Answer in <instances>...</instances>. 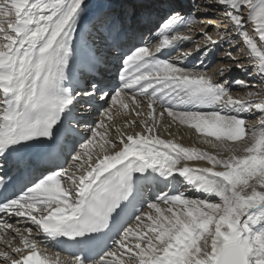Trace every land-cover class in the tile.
Segmentation results:
<instances>
[{"label": "snow or ice", "instance_id": "1", "mask_svg": "<svg viewBox=\"0 0 264 264\" xmlns=\"http://www.w3.org/2000/svg\"><path fill=\"white\" fill-rule=\"evenodd\" d=\"M144 7L0 0L2 264H264V0H204V16L222 15L224 28L170 9L154 50L142 34L133 42ZM196 22L204 46L179 51ZM216 48L231 63L212 74L203 59L188 63ZM234 71L259 83L227 79ZM233 88L257 90L234 98ZM96 100L108 107L93 126ZM124 114L144 131L110 135L105 121ZM256 114L249 128L245 117ZM165 118L217 151L162 138ZM161 185L169 190L146 197Z\"/></svg>", "mask_w": 264, "mask_h": 264}, {"label": "bare ground", "instance_id": "2", "mask_svg": "<svg viewBox=\"0 0 264 264\" xmlns=\"http://www.w3.org/2000/svg\"><path fill=\"white\" fill-rule=\"evenodd\" d=\"M103 3H108V2H119V0H90L87 2L89 4V7L92 8L93 10L96 8L97 5H100ZM138 2L143 3L145 7L143 8V11L147 15L145 17V20L143 23L139 24L136 26V39L135 41L139 40V37L141 34H146L144 35L146 39H149L150 43L149 46L154 50L156 44L159 42V37L155 36L154 33L157 31V23L162 22V18L164 17L165 13H167L170 9H174L175 11H178L182 14H194L195 17L198 18L199 21H204L207 22L208 20H211L212 23L220 25L221 28H224L227 26V24L223 21L222 15H216V16H211V17H205L203 12L200 10L201 6L204 2V0H196V7L194 8V11L191 10V6L194 3V0H138ZM213 12L216 13H223V9L221 8H213ZM204 24L200 22H196L193 25H190L188 28L183 29L182 34L183 35H188L192 38L191 43H185L179 51L181 52H189L192 51L194 52L197 44H199L201 47L204 46L205 44V37L203 35H198V33L203 29ZM212 30V31H211ZM248 30L250 34H253V26L249 25ZM208 33L213 37V39H217L218 35L222 33H218L215 28H209ZM175 34V33H173ZM190 44H192L190 47H188ZM227 47V46H225ZM176 53L173 52L172 55L174 56ZM241 53H234V55H239ZM247 49H245L244 55L245 57L247 56ZM222 55V50L219 48L212 49L207 57L200 56L199 54L193 55L191 61H188V63L192 62H198L199 59H203L205 64L209 65L208 71L210 74L214 73L217 68L221 67L223 64H228L231 63L230 61H224L219 59V57ZM115 62V61H113ZM242 63L248 64L249 61L247 59L243 60ZM116 67V62L112 66H110L111 69H114ZM115 74L111 75L114 77ZM233 78H240V79H245L248 83H259V81H256L255 78H249L246 77L243 73H239L237 71H234L231 76L227 77V79H233ZM113 82H115V78L112 79ZM257 89H251V88H233L231 89V94L233 95L234 98H242L246 96V93L248 91H255ZM93 107L90 112V114L87 116L88 123L95 126L97 122H99L101 119H105L104 117V109L108 107V104H105L103 101H92L91 102ZM86 106L83 102H81L78 107H84ZM157 111L159 112L160 109L157 108ZM133 117L127 114L124 115H119L114 118L113 121H105L107 124L112 125V128L110 129V135L114 136L116 135L115 133V127L116 124L119 122V127L123 129L124 132L126 133H132L133 131L136 132H142L144 129L140 126H133L129 127L127 126V121L131 120ZM246 124L248 125L249 128H251L253 125H257L259 123L260 116L259 114L256 115H250L246 116ZM116 122V123H114ZM114 123V124H112ZM169 125H171L169 127ZM170 133V134H169ZM158 134L164 138V139H174L177 142L181 143L182 145L186 147H195L197 149H201L204 151L208 152H215L217 151L216 149H213L210 144H206L204 142L203 136L201 134H198L195 132L194 129L190 128L189 126L185 125H179L171 123L170 118H165L163 121V126L159 127ZM89 136L91 135L90 133L88 134ZM224 155H227V153H223ZM70 163V160H69ZM185 163L184 161L181 162V164ZM190 167H206L207 162L205 161H188L187 162ZM67 164H65V167ZM179 184L183 185L181 187V191H188V187L183 184L182 181L178 182ZM163 185L160 186V189H156L157 191H168V188H164ZM190 197L195 198L198 194L195 192H190L189 193ZM200 198H203V196H200ZM213 202H219L218 199L214 200ZM10 223H13L15 227H20L21 230H23L24 227L28 226L23 223H18L16 220H11L9 221ZM35 231V229H34ZM2 232V230H0ZM4 238L6 239H11V233L7 234ZM41 247H46V245L41 244ZM0 249H4V246L2 242H0ZM57 248L55 247H49V252H57ZM62 256H67L68 254L66 253H61ZM2 264V262H0Z\"/></svg>", "mask_w": 264, "mask_h": 264}, {"label": "rangeland", "instance_id": "3", "mask_svg": "<svg viewBox=\"0 0 264 264\" xmlns=\"http://www.w3.org/2000/svg\"><path fill=\"white\" fill-rule=\"evenodd\" d=\"M191 10L194 11V6H193V5L191 6ZM211 31H212V30H211ZM191 45H192V44H190L188 47H190ZM114 123H116V122H114ZM114 123H112V124H114ZM114 125H115V124H114ZM117 125L119 126V122H118V124H116V126H117ZM66 166H67V165H66Z\"/></svg>", "mask_w": 264, "mask_h": 264}]
</instances>
